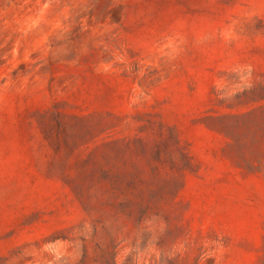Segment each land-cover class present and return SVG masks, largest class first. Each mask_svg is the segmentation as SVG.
Masks as SVG:
<instances>
[{
  "label": "rangeland",
  "instance_id": "rangeland-1",
  "mask_svg": "<svg viewBox=\"0 0 264 264\" xmlns=\"http://www.w3.org/2000/svg\"><path fill=\"white\" fill-rule=\"evenodd\" d=\"M0 264H264V0H0Z\"/></svg>",
  "mask_w": 264,
  "mask_h": 264
},
{
  "label": "trees",
  "instance_id": "trees-1",
  "mask_svg": "<svg viewBox=\"0 0 264 264\" xmlns=\"http://www.w3.org/2000/svg\"><path fill=\"white\" fill-rule=\"evenodd\" d=\"M158 138L155 139L154 145L151 148L152 159L160 161L162 163L163 154L165 153L166 146L169 143V138L164 134L163 131L158 130ZM178 140L176 145H178V152L182 156H187V153L179 147ZM137 143V144H136ZM105 149L102 152V157L111 160V159H121L123 162H127V166L130 165L129 169H115L113 167L104 168L103 164H99L97 179L99 181H107L110 185L114 186L117 190L123 193L126 189H131L135 195L140 196L142 194V189L139 187V184L144 181L141 172L134 166L133 155L138 153L137 147L141 151L145 152L147 143L143 141L141 137L137 138H123V139H111L105 140L103 143ZM155 174H158V166H154ZM134 197L128 198V202L134 201Z\"/></svg>",
  "mask_w": 264,
  "mask_h": 264
}]
</instances>
